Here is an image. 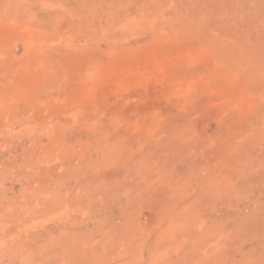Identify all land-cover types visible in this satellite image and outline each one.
I'll use <instances>...</instances> for the list:
<instances>
[{
	"label": "rangeland",
	"instance_id": "rangeland-1",
	"mask_svg": "<svg viewBox=\"0 0 264 264\" xmlns=\"http://www.w3.org/2000/svg\"><path fill=\"white\" fill-rule=\"evenodd\" d=\"M0 264H264V0H0Z\"/></svg>",
	"mask_w": 264,
	"mask_h": 264
}]
</instances>
